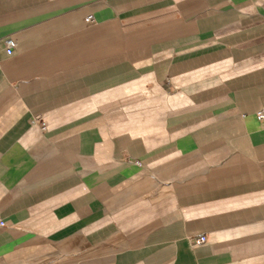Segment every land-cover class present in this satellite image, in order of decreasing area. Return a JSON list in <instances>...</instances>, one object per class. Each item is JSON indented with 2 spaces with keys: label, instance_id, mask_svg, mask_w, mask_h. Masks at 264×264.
<instances>
[{
  "label": "crops",
  "instance_id": "obj_1",
  "mask_svg": "<svg viewBox=\"0 0 264 264\" xmlns=\"http://www.w3.org/2000/svg\"><path fill=\"white\" fill-rule=\"evenodd\" d=\"M0 220V264H264V0H0Z\"/></svg>",
  "mask_w": 264,
  "mask_h": 264
},
{
  "label": "built area",
  "instance_id": "obj_2",
  "mask_svg": "<svg viewBox=\"0 0 264 264\" xmlns=\"http://www.w3.org/2000/svg\"><path fill=\"white\" fill-rule=\"evenodd\" d=\"M5 51L7 55H10L13 52L14 46H15V42L10 39V38H6L5 40ZM259 118H262V116H259ZM4 225V223L0 220V227H2ZM205 242V238L204 237H200L196 243L197 244H202Z\"/></svg>",
  "mask_w": 264,
  "mask_h": 264
}]
</instances>
